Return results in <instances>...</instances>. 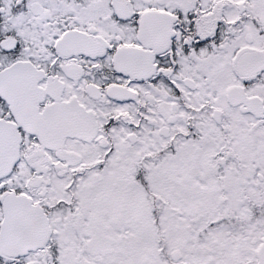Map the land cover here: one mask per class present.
Returning a JSON list of instances; mask_svg holds the SVG:
<instances>
[{"label": "snow or ice", "instance_id": "1", "mask_svg": "<svg viewBox=\"0 0 264 264\" xmlns=\"http://www.w3.org/2000/svg\"><path fill=\"white\" fill-rule=\"evenodd\" d=\"M0 264H264V0H0Z\"/></svg>", "mask_w": 264, "mask_h": 264}]
</instances>
